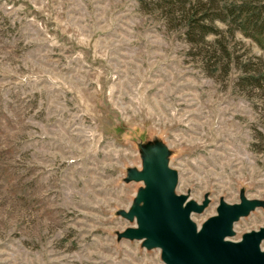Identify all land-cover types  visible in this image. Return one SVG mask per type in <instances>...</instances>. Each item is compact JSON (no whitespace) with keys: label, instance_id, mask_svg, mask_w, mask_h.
<instances>
[{"label":"rangeland","instance_id":"obj_1","mask_svg":"<svg viewBox=\"0 0 264 264\" xmlns=\"http://www.w3.org/2000/svg\"><path fill=\"white\" fill-rule=\"evenodd\" d=\"M161 4L0 0V264H163L117 238L142 186L126 172L148 142L169 148L177 193L208 195L197 224L220 197L264 200V89L241 82L264 70L263 50L226 33L210 74L218 52L186 42ZM261 226L264 206L233 238Z\"/></svg>","mask_w":264,"mask_h":264},{"label":"water","instance_id":"obj_2","mask_svg":"<svg viewBox=\"0 0 264 264\" xmlns=\"http://www.w3.org/2000/svg\"><path fill=\"white\" fill-rule=\"evenodd\" d=\"M169 148L148 142L140 152V168H128L125 181L141 182L127 210L118 214L130 225L117 232L118 239L139 241L145 249H158L163 264H264V226L234 239L235 223L263 207L264 200L249 198L243 190L239 201L220 197L215 213L197 224L193 215L209 205L177 193L178 172L169 165Z\"/></svg>","mask_w":264,"mask_h":264},{"label":"trees","instance_id":"obj_3","mask_svg":"<svg viewBox=\"0 0 264 264\" xmlns=\"http://www.w3.org/2000/svg\"><path fill=\"white\" fill-rule=\"evenodd\" d=\"M163 1L161 7L167 8L165 17L179 18L184 31L186 42L199 48L204 55L218 52L219 60L212 62L210 74L217 71L222 57L228 58L226 45L222 42L224 34L241 32L245 37L253 40L264 52V0H159ZM227 25L225 31L219 29L215 21ZM214 34V43L208 48L199 46L204 43L207 35ZM210 52V53H209ZM208 56V55H207ZM211 56V55H210ZM208 59H210L208 57ZM220 66V65H219ZM224 73L229 69V62L222 65ZM241 82L251 87L264 89V70L250 72L245 70Z\"/></svg>","mask_w":264,"mask_h":264}]
</instances>
